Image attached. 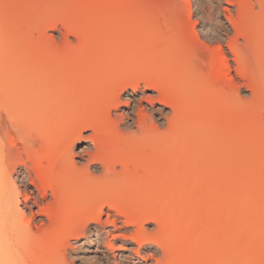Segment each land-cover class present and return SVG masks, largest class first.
<instances>
[{
  "label": "bare ground",
  "instance_id": "obj_1",
  "mask_svg": "<svg viewBox=\"0 0 264 264\" xmlns=\"http://www.w3.org/2000/svg\"><path fill=\"white\" fill-rule=\"evenodd\" d=\"M32 1L0 0V17L5 4L11 11L16 7H25L26 3L30 5ZM84 1L73 0L68 8L74 11L87 4L85 7L88 10L92 9L93 6L88 4L91 0ZM183 1L188 3V0ZM225 1L231 4L234 1L237 2V0ZM100 2L106 6L105 12L98 16L100 20L114 15L116 21L108 29L100 30L87 26L86 31L84 30L86 36H80L81 43L89 45L88 38H91L94 32H98L99 37L96 41L92 38L91 46L94 47V51L95 48L104 49L99 53L82 52L79 59L86 67L84 66L83 71L78 70L77 75L73 73L71 64L63 65L62 63L64 72L58 78L59 80L56 78L58 72L52 71V68L49 69V75L45 76L44 80L40 79L34 73L33 64L36 65V63L32 64L33 60L30 59L32 43L28 40L22 54L29 56L22 60H9L7 71H3L7 67H0V102L6 110L5 121L0 122V264H72L66 260L67 249H71V241L90 239L92 236L89 234L93 232L98 239L101 238L102 232L105 231L108 234L106 229L108 220L103 222V215L106 214L109 219L111 215L109 211L114 216L109 220L114 230L117 228L118 217L124 218V224L136 227L131 233L134 234L130 237L139 247L147 243L155 244L157 248H161L162 245L159 239L145 230L144 222L152 221L157 227L166 229L172 217L178 226V237L173 243L166 245L161 254L162 257L157 256L158 251L155 249L146 256L140 257L141 254H137L140 260L132 264L141 262L147 264L149 259H153L155 264L159 262L160 264H232L237 256L243 257L236 264H264V194L256 195L248 192L250 188L255 191L264 189V147H257L252 139H240L241 146H244L243 149L240 148L243 153L235 158L221 152L220 140L213 135L214 140L210 136L209 139L207 138L208 142L211 141L207 148L201 151L197 149L194 152V148H191L184 155L172 159L169 142H164L157 148V144L155 145L157 139L153 135L150 137L147 134L150 138L146 140L148 145L145 144V147L137 144L135 139L130 140L129 136L128 139L121 134L115 135L113 130L117 120L112 119L113 117L111 118L110 114L105 112L121 103V94L127 89L134 93L139 88L140 82H144L149 88L160 90L157 80L149 79L150 76H147L148 73H152L151 65L146 69L141 67L146 55L154 49L147 48V50L142 38H138L140 40L135 52L127 50L123 44L125 39H131L133 36L136 38V30L140 28L137 26L138 22L152 24L151 19L154 18L156 14L154 12L158 11V7L154 8L153 12L149 4L145 6L140 0H100ZM255 5L258 7L257 10L254 8ZM223 8L227 12L224 17L234 33V36L230 37L226 32L228 40L225 42L236 58L235 73L240 79L245 80V84L243 82L242 84L248 86L252 94H259L260 90L264 93V83L259 82L262 77L264 78V0H241L237 4L236 14L231 13L229 8ZM10 13L0 20L3 27L2 35L8 32L6 30L10 29V25L15 24L11 23ZM22 14L21 23L26 25L29 18ZM94 17L97 18V16ZM216 27L227 31L221 23H218ZM152 32L145 38L161 37L160 32L156 31L153 34ZM95 35L97 36L94 33ZM219 35H213L217 42L220 41ZM238 38L243 40V43H240ZM177 42L175 38L169 44H174V49L175 43L176 46L179 43ZM216 47L212 50V54L207 51L208 55L213 57L206 58L208 60L219 55L217 62L215 61L216 64L213 62L215 65L211 67L214 72L211 74L213 79H209L207 75L203 78L208 79L202 80L204 83L206 81L207 90L214 91L209 92V95L215 92L218 94H215L219 98L216 100H220V103L218 107V104L216 105L215 113L223 110L222 105H229L227 109L231 111L233 104L241 99L237 96L239 93L235 89L236 82L233 75L229 74L230 65L221 52L222 47L218 45ZM250 48L253 50L251 55L246 58L241 57ZM84 49L87 48L84 46ZM114 51L122 53L123 57L121 56V68H117L119 71L111 78L109 76L113 74V69L120 62L118 61L120 57L117 59L114 55L117 53ZM169 55L167 58L165 55L163 57L169 65L168 69L174 71L173 69H177L176 63L181 65L183 62L179 56H176L179 54ZM55 59L52 57L47 66L54 65ZM177 72L179 73V70ZM145 75L149 80L144 79ZM220 78L227 83L216 84ZM39 79L42 82L36 86L35 82L38 83ZM169 89L167 92L169 91L172 95L169 105L172 109H176L180 94L175 87ZM263 98L261 97L259 101ZM20 110L23 112L20 113ZM214 110L207 111L206 114L203 112L208 119L209 129H216L217 124L222 122L219 120L221 116L216 117ZM228 110L225 112L228 113ZM229 114L228 116L234 115L233 111ZM203 118L201 115L195 118L182 127L179 134H187L189 130L196 129L205 123ZM240 122L235 120L231 123V127L237 129L242 124ZM256 123L255 126H258L261 121ZM255 126L249 129V134L254 132L256 134ZM235 129L233 130L237 132ZM86 131L91 133L84 135ZM208 132L209 130L206 135ZM83 140L88 143L84 145L79 155H75L72 151L73 147ZM259 140L263 142L264 135ZM237 141L239 142V139ZM103 149L108 150L99 153ZM75 156L84 159L85 164L76 162ZM220 165L231 168L232 178L241 179L240 183L233 186L232 195L226 198L221 197V200L219 197L218 199L209 196L211 189L216 188L219 183L215 179L218 176L222 179L225 177L224 185L232 187L226 179V172L219 167ZM21 167L24 168L22 175L18 170ZM14 174H16V180L13 178ZM206 178L212 180L209 185L202 183V180ZM125 179L127 181L123 183ZM256 181L259 183L256 184ZM130 186H135L134 191ZM179 187L177 194L171 197V194ZM155 188L167 195L166 209L171 217L162 218L161 210L152 213L151 203L157 202L160 194L154 192ZM195 188L198 194H194ZM134 193L137 196L132 199L131 195ZM233 201H241V203L239 212L236 210V214L233 209H230L233 215L231 216L228 208L232 207ZM21 205L28 209L27 213ZM222 206L224 209L229 206L226 208L229 213L221 214ZM203 207L200 220L198 213ZM244 212L249 214L250 224H248L251 226L247 230L243 229L245 233L241 230V219L236 218V215L240 217L239 213L242 215ZM226 215L228 217L230 215V219ZM223 217L233 221L236 218L239 223L235 221L236 224H232ZM237 225H240L241 234L234 236L237 237L235 240H230L232 231ZM124 237L127 238L125 235ZM188 245L192 246V251L184 254L182 251H185Z\"/></svg>",
  "mask_w": 264,
  "mask_h": 264
},
{
  "label": "rangeland",
  "instance_id": "obj_2",
  "mask_svg": "<svg viewBox=\"0 0 264 264\" xmlns=\"http://www.w3.org/2000/svg\"><path fill=\"white\" fill-rule=\"evenodd\" d=\"M85 1L87 2L90 0H85ZM94 1H96V3ZM231 1H234V0H231ZM240 1L241 0L239 1L237 0V2L234 1L231 4V2L226 3L225 0H188V3H184L183 0H140V2L143 3L145 6L149 4L150 6L149 5L148 6L149 8H152L153 12H154V8L157 9V7H158L157 9L158 11L155 10L154 12V14L155 13L156 14L154 15V18L151 19L152 24H150L149 22L147 24L145 23L141 24V22H138L137 26L140 28L136 30L137 32L136 38L133 36L131 39H125L123 40V44L125 48H127V50L131 52H135L138 47L137 43L142 38L143 39L142 42H144L146 49L147 48L154 49V51H151L146 55L147 58L146 57H145L146 59L144 58V62L141 67L142 68L144 67L146 69L149 65H151L152 73H148L149 75L147 74V76L151 77V78L149 77V79L155 78L157 80V82L160 84V88H159L160 90L149 88L144 82H140L139 88L134 93L130 89L125 90V92L121 94V97H120L121 103H119L116 107L109 108L108 111L105 112V113H109L111 118L113 117L112 119L117 120L115 122L117 125L113 130L115 135L121 134V135L126 136L127 138L129 136V138H131L130 140L132 139L133 140L135 139V141L137 140L136 141L137 144H139L141 147L143 146L145 147L146 145H148V142H146V140L149 139L153 135L158 140V141L155 140L156 141L155 145L157 144V148L163 145L164 142H169L171 146L169 148L172 149L171 150L172 159H175L181 155H184V153L188 149L190 150L191 148L192 149L194 148L193 152L197 151V149L198 151H201L204 148H207L208 143L210 144L211 142V141L208 142L209 140H207V138L209 139L213 135L215 138H219L220 140L219 141L217 139L220 143L219 148H221L220 149L221 152L223 151L235 158H237L238 155L243 153V150L241 149H243L244 146H241L242 144H240V142L242 141L240 139L242 140L246 138L252 139V141L255 142V145L257 147H261V148L264 147V141L262 142L259 140L264 135V126H263L264 125V101H263L264 98L261 101H259L261 97H264L262 95L264 94L263 90H260V92L262 91L261 93L259 92V94L257 93L254 95L252 94L248 86L246 85L244 86L245 80L240 79V77L237 76L235 73V68L237 66L236 58L234 57L235 55L234 53L231 52V50H229L230 48L227 47V43L225 42L228 40L227 35L228 36L230 35V37H233L234 33H233L231 26L228 24V22L226 21L224 17V14H226L227 12L225 11L223 7L229 8L231 10V13L236 14V11H237L236 7H237L238 2ZM32 3H34L35 5H33ZM72 3H73V0H33L30 3V5L29 3L28 5L26 3V5L24 4L25 7H16L11 11H9L10 8L8 7V5L5 4L4 10L1 13L0 20L1 18L4 17V15H7L9 12H11L10 20L12 21L11 23H15V24L10 25L11 26V27L9 26L10 29L6 30L8 32H4V34L2 35L3 30H1V28L3 29V27L1 26V21H0V50H1L0 67L1 68L7 67L6 70L4 69L3 71L8 70L9 67L7 66V63H9V60L15 61L16 59L17 61L18 59L22 60V59H25L27 56H29V55L25 56L24 54H22L24 45L27 40L32 43L31 45L32 55L30 54L31 55L30 57L32 58L30 57L28 58L33 60L32 64L36 63V65L33 64L34 71H35L34 73L40 79H43L45 78V76H48L49 69L52 68L53 69V70L51 69L52 71H55V72L57 71L59 73V74L57 73L58 75L56 74V78L57 80H59L58 78H60L64 72L62 68L64 63L69 64V65L71 64L70 67L74 69L73 73L76 75L78 74L79 71L81 70L83 71V69H85L86 66L85 64H81L82 62L79 59V56L82 54V52L92 53L93 51V53H99L104 48H95V51H94V47L91 46L93 42H90V41H92V38L94 39L93 41H96L98 39L97 38L99 37L98 32H94L95 34H97V36L95 35L96 37L94 36V33L93 35L91 34V38L89 36H88L89 38L87 37L89 39V41L87 39V41L89 42V45L88 43H85V45L83 42L81 43V39L79 38L86 36V34L84 33V30L86 31L87 26L96 27L97 29L99 28L100 30L108 29L115 23L116 18L114 15H110L107 18L100 20L98 16L102 15L106 10V6L102 5L100 0H91L90 2H88V4H90L91 7L93 6L92 9L90 10H88V8L85 7L87 4L86 5L84 4L83 7L81 8L79 7L75 9L74 11L70 10L68 7ZM254 8L255 10L258 9L256 5L254 6ZM25 10H27L28 12ZM6 12L8 13L6 14ZM22 13H24V16L26 15L27 19L29 18V22L27 21L26 25L21 23V20H22L21 18L23 15ZM94 16H97L98 19ZM155 18L156 20H154ZM218 23L223 24V26H225L227 31L217 29L216 26L218 25ZM143 25H145V27ZM170 27L171 28L174 27V28L171 29ZM255 29L256 28H254V30ZM173 30L175 32H173ZM80 31L82 32V34ZM156 31L160 32L161 37L158 36L155 38L154 37L145 38L148 36V34L150 35L151 32L153 34ZM226 32H227V35L225 34ZM173 34H176L179 37L178 36L175 37V35L173 36ZM218 34H220L219 35L220 41L218 40L219 42H217V40L214 38V36ZM172 37L173 38L175 37L177 41L179 42V43L177 42L178 43L177 46L175 43L174 49H173L174 44L172 45L169 44L172 40L175 39V38L173 39ZM138 38L140 39L138 40ZM238 41L240 43H243V40H240V38H238ZM110 43H113V42H110ZM215 44L222 47L221 52L223 56L227 58L228 64L230 65L229 74L230 76L233 75L232 77H234V80L236 82L235 89L236 91L238 90L237 92L239 93V95L237 96L238 98L239 96L241 98V99L239 98L241 101L237 100L233 104L232 106L233 108L231 111L230 109L229 110L227 109L229 105L228 106L222 105L223 110L220 108L221 109L219 110L220 112H217V113H215L216 110L214 109H217L216 105L218 104L217 105L218 107L220 103L219 102L220 100H218L219 98L216 96L218 94H216L215 92L209 95V92L211 93L214 91L207 90L208 88L207 86H205L206 81L205 83L204 81H202L204 79L205 80L208 79V78H203V76L207 77V75L209 76V79H213V76L211 74H213L214 72L211 69V67L212 68L214 67V65L217 62V59L219 58V55L218 57L216 56L211 59L208 58V60L206 58L207 56L213 57L212 55H208V52H210L209 54H212L213 52L212 50H214V47L217 46V45L215 46ZM84 46L85 48L89 49L91 52L88 51L87 49H84ZM89 46L91 47L89 48ZM171 48H172V51H170ZM250 49L247 50V52H249L250 54L245 52V54H243V56L241 57L246 58L250 56L251 53L253 52V50L252 49L250 50ZM175 51L176 53L173 54V52ZM121 54L122 53L120 52L117 54H114L116 55L115 57L117 59H119L118 57H120V59L118 60L120 62H118L119 67L117 66L116 68H114L113 74L109 76L111 78L115 73L119 71L117 68L119 69L121 68L120 63L123 57L122 56L123 54L122 55ZM169 54L170 55L179 54L176 56H179L180 60L183 62L181 63V65L180 63L177 62L175 65V68L177 69H173L174 71H172V69L170 70L168 69L169 65H167L168 63L165 62L166 60L163 57L165 55V57L167 58ZM33 55H34V58H33ZM72 56L74 57V59H72L73 58ZM52 57L56 58L55 59L56 62L54 63V65L51 64L50 67H48L47 64ZM162 57L164 58V60ZM215 58L216 60H214ZM209 60H211L212 62H210ZM177 64L179 65V67ZM10 68L12 67L10 66ZM177 70H179V73L177 72ZM147 76L145 75L144 79H148ZM111 78L109 79L110 81H111ZM261 79L259 80V82L264 83V80H263L264 78L262 80ZM39 80H36V81H39ZM109 80L106 79V81H109ZM41 82H42L41 80L38 82L39 84L35 82L36 83L35 85L39 86ZM162 82L163 84L161 85ZM225 82L226 81H223L220 78L219 81L217 80L216 84H226L227 82L226 83ZM242 82L244 84H242ZM172 86L175 87L177 92L180 94L179 98L177 99L178 106L176 109L174 108L172 109V107L169 105L170 102L172 101V95L169 91L167 92V90H170L169 88H173ZM216 98H218L217 99L218 101L216 100ZM248 99H250V101ZM2 106L3 105L0 102V115H1L0 122L5 121L6 119V116H5L6 110H4V107ZM234 107L236 109H234ZM211 109L214 110L213 112L216 117L219 118L221 116L219 120L222 122H219V124H217L218 126L215 127L216 129H212V128L209 129L210 126L207 123L208 119H206L207 117L206 115H204L205 112L212 111ZM23 110H20L21 111L20 113H22ZM227 110H228V113L225 112ZM232 111L234 115L228 116L230 115L229 113H232ZM200 115L201 117H204L203 119L205 123L201 124L196 129L194 128L193 130H189L188 132L185 131L187 132V134L185 133L182 135L179 134V130L182 127H185L188 123L193 121L195 118L200 117ZM257 119L258 121H261V124L258 125L261 128L260 127L258 128V126H255L257 124L256 122H258V121H255ZM235 120L241 121L240 124L242 123L241 124L242 126L241 125L240 127L237 126L238 127L237 129L231 127V123L234 122ZM150 125L153 127H151ZM253 126L257 127L256 134L255 132L253 134H249V129ZM233 129L237 130V132L234 131ZM208 130L209 132L211 131L212 135L211 133L209 134V132L206 135V132ZM191 131H194V132H191ZM233 131L236 133H234ZM90 133H91L90 131H86L84 135H88ZM147 134H149L150 137ZM237 134L239 136L238 138H237ZM237 139H239V142L237 141ZM86 143L88 142L84 140L77 142L72 149L73 153H75V155H79V153L83 149L84 145H86ZM107 150L103 149L99 153L106 152ZM74 160L78 162L79 164L81 163V165L85 164V160L80 159L78 156H75ZM219 167L222 168L224 172H226L225 174V176L227 177L226 179L227 181L229 180V183H231L232 185V187L224 185L225 183L224 182L225 180H223L225 178L224 175H221L224 177L223 179L222 177H219V176L218 178H215L216 180L219 181V183H217L216 188L211 189L209 196L210 197L212 196L211 198L219 197L221 200V197L226 198V196L228 197L232 195L233 186L240 183L241 179L232 178L231 168L227 166L224 167L221 165ZM18 170L20 171L19 173H21V175L22 173H24L23 172L24 168L21 167ZM131 170L133 169L131 168ZM15 176L16 174H14L13 178L16 180ZM125 181L127 180L125 179L122 182L124 183ZM211 181H212L211 179L206 178L202 180V183H204L205 185H209ZM258 183L259 181H256V184ZM180 187L171 194V197H174L177 194ZM130 188L131 190L134 191L135 186H130ZM156 189L157 188H155L154 192L155 193L158 192V194L159 193L160 194L159 195L157 194L158 195L157 202L151 203L152 204L151 210H153L152 213L156 212L157 210H161L162 218L164 217L166 218L167 216L171 217L170 212L166 209L168 205V201H165L166 200L165 197H167V195L164 194V192L158 191L159 189L157 190ZM252 189L250 188V191L248 192H252L253 194H256V195L264 194V189L257 190V191H255L254 189L252 190ZM163 194H164V197L162 196ZM194 194H198V190H196V188L194 190ZM135 196H137L136 193L132 194L131 198L133 199L135 198ZM246 197H244V199H246ZM205 198L208 199L209 197H205ZM238 202L239 201H236V202L233 201L232 207L228 206L229 208L225 207L224 209L222 206V208H220L222 210L220 211L221 214H224L225 212L229 213L230 209H233L234 213L237 212L236 210H238L239 212L241 201L239 203ZM21 207L23 206L21 205ZM226 208H228L229 211ZM24 209L27 213L28 209L26 208ZM203 209L204 207L198 213L199 214L198 219L202 217ZM166 210L168 211V213L166 212ZM161 211H160V214H161ZM109 213L111 214L109 216V219H107L108 217L106 214L103 215V219H104L103 222L105 221L107 222L108 220V222L106 223V229L108 230L109 233L106 234L105 231L102 232L100 239H98L95 233L93 232L89 234V236L90 235L92 236L90 239L89 238L80 239L77 241L72 240L71 249H70L71 251L68 248L67 253H66L67 262H72V264H132L133 262H137L138 260H140L138 255L141 254L140 257L144 255L146 256L148 255V253H150L151 251H154L155 249L158 251L157 256L162 257L161 254H163L162 252L165 250L166 245L173 243L175 239L178 237V226L174 223L172 217L170 218V221H168L169 225H167L166 229L157 227L156 224L152 221H147V222H144L145 230L150 235L155 236L157 239H159L162 245H161V248H157L155 244L151 243L152 244L151 245L147 243V244L140 245L139 247L137 243L134 242V240L133 241L131 240V237H130V235L134 234V233L133 234L131 233L134 231V228L136 227L124 224V218L118 217V220L116 222L117 228L114 230L113 229L114 227L109 224V220L113 219L112 217L114 216L111 211H109ZM231 213L232 212L230 211L229 214L231 215ZM244 213H242L243 217L242 215H240V213H239L240 217H237L238 215H236L237 219L239 218L241 219L240 222L242 223H240V225L242 226L241 227L242 229L240 228V225L239 226L237 225V227L235 226L234 228L235 230L233 229L230 240H235L237 237H234V236H238L239 234H241V230L243 229L247 230L249 229V227L251 228V226L249 225L250 223L248 222L249 214H246V213L244 214ZM230 215L229 217L233 216V215L231 216ZM226 217H228V215H226ZM226 217L225 218L223 217V219H227ZM236 218H234L235 221L239 223L240 219L237 221ZM200 220L198 221L199 223H200ZM228 221L229 222L231 221L232 224H236V222L233 221L232 219ZM124 235L127 238H125ZM191 251H192V246L188 245L187 247H185V251L183 250L182 252L184 254H187ZM226 252L228 253V248L226 249ZM220 256H222V254H220ZM242 257L243 256H237V259H234L232 264H236L237 262L239 263ZM138 264H143V262L138 263ZM147 264H155V261L153 259H149L147 260ZM158 264H160V262Z\"/></svg>",
  "mask_w": 264,
  "mask_h": 264
}]
</instances>
